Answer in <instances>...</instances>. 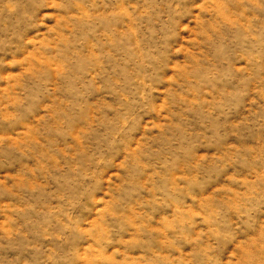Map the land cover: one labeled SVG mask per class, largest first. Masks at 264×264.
Returning <instances> with one entry per match:
<instances>
[{
	"label": "rangeland",
	"instance_id": "rangeland-1",
	"mask_svg": "<svg viewBox=\"0 0 264 264\" xmlns=\"http://www.w3.org/2000/svg\"><path fill=\"white\" fill-rule=\"evenodd\" d=\"M0 264H264V0H0Z\"/></svg>",
	"mask_w": 264,
	"mask_h": 264
}]
</instances>
